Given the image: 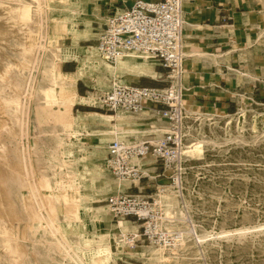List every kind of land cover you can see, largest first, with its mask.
Listing matches in <instances>:
<instances>
[{
  "label": "rangeland",
  "instance_id": "obj_1",
  "mask_svg": "<svg viewBox=\"0 0 264 264\" xmlns=\"http://www.w3.org/2000/svg\"><path fill=\"white\" fill-rule=\"evenodd\" d=\"M133 1L0 0V126L7 125L0 130V264H76L79 258L100 264L91 256L102 247L111 250L109 264H264V75L260 89L255 90L260 95L253 96L251 89L237 113H188L187 147L202 142L205 150L197 157L186 154L183 197L174 187L163 195L169 226L185 233L171 248L143 241L128 248L115 242L120 233L137 230L129 221V228L117 227L106 202L110 193L120 189L106 166L109 141L116 135L98 136L103 127L89 121L65 130L44 101L42 89L50 84L46 70L55 59L72 61L74 68L87 62L88 78L80 90L88 99L92 97L91 103H78L74 114L83 111L78 105L117 114L98 102L118 81L113 80L114 65L96 54V27L104 25L109 9ZM256 1L261 8L260 18H255L260 28L251 25V35L256 59L264 65V0ZM22 5L31 14L26 21L18 8ZM91 55L100 63H90ZM150 79L164 86L170 81L166 73ZM15 100L21 107L11 103ZM131 114L125 112L123 123H108L105 128L140 133L144 129L137 127L141 122L137 116L141 114ZM157 118H152L156 119L154 127L167 129L165 120ZM134 133L118 136L130 138ZM45 176L57 194L52 217L46 208L33 203L36 197L31 195V186L40 188L39 180ZM61 180L80 189L78 217L65 211L58 195ZM34 209L43 221L35 220ZM12 237L18 241H11Z\"/></svg>",
  "mask_w": 264,
  "mask_h": 264
},
{
  "label": "built area",
  "instance_id": "obj_2",
  "mask_svg": "<svg viewBox=\"0 0 264 264\" xmlns=\"http://www.w3.org/2000/svg\"><path fill=\"white\" fill-rule=\"evenodd\" d=\"M183 24V0H135L111 12L104 25L96 27L97 44L106 60L115 62L136 53L164 69L170 78L163 87L116 82L101 96L102 105L110 111L153 110L168 123V129L160 133L116 137L109 143L106 166L115 179L129 183L108 195L109 211L117 222L127 219L137 226L136 231L120 233L115 240L120 246L130 248L143 241L171 248L185 235L169 226L163 197L173 187L183 197L186 172ZM152 165L159 166L154 173L149 171Z\"/></svg>",
  "mask_w": 264,
  "mask_h": 264
},
{
  "label": "crops",
  "instance_id": "obj_3",
  "mask_svg": "<svg viewBox=\"0 0 264 264\" xmlns=\"http://www.w3.org/2000/svg\"><path fill=\"white\" fill-rule=\"evenodd\" d=\"M253 1L255 2L253 3ZM133 2L125 4L124 7L132 5ZM256 2V0H184L186 20L185 27L183 24L186 55L184 60L186 67L184 96L186 109L191 115L235 114L242 108L247 95L251 96V89H254L253 96L260 95L255 90H259V86L262 85L264 65L260 63L259 59H256V41L255 37L251 35V25L260 28V25L256 24L255 18L256 16L260 18L261 8L256 5ZM118 8L122 7L116 6L114 9H109L108 15ZM252 17H254L253 21ZM257 53L259 54V51ZM74 67L75 63L72 61L63 62V70L66 73L76 71L77 68ZM154 68V75L142 73L126 75L131 71L124 69L113 80L123 84L139 82L151 87H163L164 83L157 79H150V77L163 76L165 70L156 65ZM157 68L164 73L158 71ZM136 76H140V79L135 80L133 77ZM87 78L85 75L77 83L80 95L83 94L80 90L82 82ZM83 86L90 88L86 83ZM93 86L94 84L91 85L92 89ZM83 90H86V87H83ZM79 104L85 103L79 102ZM78 106L84 110L79 111V114L81 112H98L99 115L89 116L85 121L101 125L104 129L102 131L108 132V135L115 134L116 137H119L118 135L121 134L127 135L136 132L135 129L118 131V128L117 131L110 132L105 128L106 125L110 123V125L116 126L123 123L126 120L123 115L101 113L85 109L83 107L85 105ZM144 112L147 115L145 113L140 116L135 114L141 120L137 127L144 130L134 133L132 136L140 137L148 132L164 129L154 127L158 115L153 110ZM153 117L156 118L154 121ZM114 120H116V124L113 123ZM157 167L159 166L152 165L149 167V171L154 173ZM118 185L121 190L122 184ZM126 185L128 186V184Z\"/></svg>",
  "mask_w": 264,
  "mask_h": 264
},
{
  "label": "bare ground",
  "instance_id": "obj_4",
  "mask_svg": "<svg viewBox=\"0 0 264 264\" xmlns=\"http://www.w3.org/2000/svg\"><path fill=\"white\" fill-rule=\"evenodd\" d=\"M29 7H31V6H29ZM18 8H20V12L23 10V14H24V16L22 17L23 19L24 18H29V16L31 14L29 15V13H28V11H27L26 8L23 9V5H22V8L21 7H18ZM28 10H31V9H28ZM16 12H18V11H16ZM30 13H31V11H30ZM27 20H30V19H27ZM183 22H184V27H185L186 26V20H185V13H184V0H183ZM29 36L27 38H29ZM34 36L32 38H35ZM30 38H31V36H30ZM30 41L31 40L29 39V42L28 43L31 45V42ZM34 42H32V44H34ZM184 43H185V41H184V33H183V54H184V57L186 58V55H185V52H184ZM37 44H35V46ZM96 54H97L98 57H100L104 61L110 63L111 65H114V67H113V69H114L113 70V73H114V75L116 74V76H117V74H119V72L121 70H124V69H127V70L129 69L131 71V74L132 75L134 73H136V74L142 73V74H146V75H154L155 74V68L152 65V63L149 60H147V59H145V60L144 59H141L140 58L141 56L140 55H136L135 53L134 54L132 52L131 53H127L125 55L126 57L123 56L121 58H118L115 62H110V61L106 60L101 55L99 46L97 44L96 45ZM92 56L93 55H91V57ZM89 62L92 63V64H99L100 63V62H98L96 60H93V57H92V59L89 60ZM86 64H87V62H85L82 65L78 66L77 69H75L76 71H74V72H71L70 71V73H66L63 70L62 59L61 58H58V59H55L53 61V63L50 65V67H48V69L46 70V73L48 75L50 84H49V86H47V87H45V88L42 89L43 95H44V98H45L44 101H46L47 106L50 108V111H51V114H52L54 120L57 123H59L60 125H62V127L65 130H72L75 127V125H79L81 122L85 121L87 119V117H89V116L99 115L98 112H95V111H91V112H88V113L81 112L79 114V116H76L74 114L75 106L79 102H82V103H85V104L91 103V98L92 97L90 99H88L87 97L80 95V93L77 90V83H78V81L80 79H83L85 77L84 66H86ZM185 73H186V67L184 66V74H183V82H182V86L184 87V95H185V90H186V87H185V84H184ZM101 74H102V72H101ZM169 75H172V74L170 73ZM169 77H171V76H169ZM115 83L116 82H114L113 85ZM101 96H100V99H98L99 100L98 102L101 104V106H103L102 105V101H101ZM6 99H8V98H6ZM14 99H13V101H14ZM11 100H12V98H11ZM17 100H19V98ZM17 100H15V102H11V103L17 104V102H16ZM3 102L4 103H8L9 101L8 102H5V99H4ZM19 103L22 105V103L20 101H19ZM11 105H9V106H11ZM21 105H20V107H21ZM5 106H6V104H5ZM56 107H59V109L56 110L55 109ZM184 107L186 109V106H185V97H184ZM186 111H187V109H186ZM125 112L126 111L118 110L116 113L117 114H121V113L124 114ZM126 113H131V112H126ZM142 113H146V112L140 111V112H137V113H132L131 115H135V114L137 115V114H142ZM187 113H188V111H187ZM159 117H161V116H159ZM165 122H167V121L165 120ZM2 126H7V125L5 123V125H2ZM2 126H0V130H1ZM167 129H157L155 131H158V133H160V132H162V130L165 131ZM108 134L109 133L106 132V131H101V133H99L98 136H106ZM186 147L183 149V153L185 155L187 154V155L193 156V157H197V156L202 155L204 153V150H205V145L202 142H195V143L189 145L187 148ZM108 148H109V145H108ZM107 153H108V149H107ZM2 158H3V156H2ZM22 162H24V161H22ZM22 164H24V163H22ZM10 165L12 166V164H10ZM18 166H20L19 163H18ZM22 166L25 168L24 165H22ZM23 167H21V168H23ZM13 168H16V167H13ZM17 168H19V167H17ZM22 170H24V169H22ZM111 178L113 180H115L120 185L121 184H129L128 182L119 181V180L113 178L112 176H111ZM39 182H40V188L37 189V187H36V189H35L34 186H31L32 187L31 195L33 193V195L36 197L35 200H34L35 202H33V203H39L38 205L42 206L41 207L42 209L46 208L48 210V212L51 213V214H49L50 217H52L53 216L52 210L54 208V201L53 200L56 199L57 194H55V192L53 190V186L51 184V181H50V179L48 177H46V176L45 177H42L39 180ZM57 184L61 185V188H59V190L62 191V192H59L58 195L62 199V204L65 206L66 213L68 215H72V216L78 217V208H79L78 207L79 206L78 203L81 200V195H82L81 192H80L79 187L74 186L73 183H69V182L66 183L64 180L58 181ZM31 195H30V197H31ZM30 197H29V199H30ZM33 199H34V197L32 198V200ZM0 200L3 202L2 199H0ZM30 205H32V204H30ZM3 207H4V205H3ZM5 207H4V209H5ZM31 211L33 212V217L35 218V220H42L43 221V218L40 216L38 210L34 209V210H31ZM7 214H8V212H7ZM10 214H11V212H10ZM7 216H9V215H7ZM48 223H50V222H48ZM12 225L13 224L11 223L10 226H12ZM117 227H119L122 231L125 230V229H127V228H129L128 220L127 221L122 220L121 222H118L117 223ZM9 232L10 231H8V233ZM4 233H6V232H4ZM10 235H11V233H10ZM14 235H15V233H14ZM12 239L10 238L11 241H14L17 238L14 239L12 237ZM17 241L18 240H16V242ZM14 246H15V244H14ZM19 246H20V244H19ZM24 247H25V245H24ZM24 250H25V248H24ZM20 252H21V248H20ZM20 252H19V254H20ZM110 255H111V250L109 248H106V247L103 248L102 247V248H99L98 250H96L92 254L91 257L94 258V260L97 261L100 264H109V263H107L108 262L107 260H108V258H109ZM75 261H76V264H88V263L85 262V260L80 259V258H79V260H75Z\"/></svg>",
  "mask_w": 264,
  "mask_h": 264
}]
</instances>
